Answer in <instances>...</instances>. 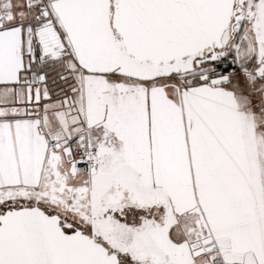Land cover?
<instances>
[{
	"label": "snow or ice",
	"instance_id": "snow-or-ice-1",
	"mask_svg": "<svg viewBox=\"0 0 264 264\" xmlns=\"http://www.w3.org/2000/svg\"><path fill=\"white\" fill-rule=\"evenodd\" d=\"M0 264H264V0H0Z\"/></svg>",
	"mask_w": 264,
	"mask_h": 264
}]
</instances>
